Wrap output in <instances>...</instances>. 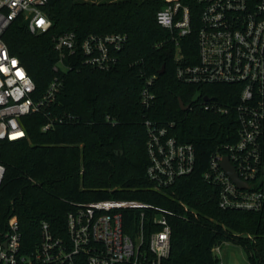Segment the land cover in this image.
I'll list each match as a JSON object with an SVG mask.
<instances>
[{
	"label": "trees",
	"instance_id": "16d2710c",
	"mask_svg": "<svg viewBox=\"0 0 264 264\" xmlns=\"http://www.w3.org/2000/svg\"><path fill=\"white\" fill-rule=\"evenodd\" d=\"M179 1L188 6L192 26L180 41V52L186 63H195L200 6L196 0ZM166 4V0H47L43 11L51 27L46 32L31 33L21 15L7 28L4 40L33 80V98H41L52 81L60 82L55 100L43 112L20 119L24 138L0 139V163L5 167L0 235L8 218L15 216L23 252L35 249L43 222L54 236H65L66 214L75 204L125 199L189 217H168L171 249L162 264H218L212 248L224 242L244 249L248 264H264V205L258 211L223 210L218 188L201 178L210 155L237 140L239 121L234 110H207L200 100L206 94L235 103L237 88L187 84L176 78L178 49L169 31L156 21ZM68 32L75 33L79 45L92 34L121 33L127 40L106 70L84 64L79 46L73 54L65 51L54 70L60 59L54 38ZM148 77L154 78L155 99L144 107L140 92ZM178 98L190 107L181 109ZM50 119L52 126L43 130ZM145 119L160 126L173 121L171 132L195 150L193 171L164 190L154 189L146 176ZM122 217L124 232L134 237L138 211L123 209ZM143 227L147 240L152 228L148 218Z\"/></svg>",
	"mask_w": 264,
	"mask_h": 264
},
{
	"label": "built area",
	"instance_id": "2783aa9c",
	"mask_svg": "<svg viewBox=\"0 0 264 264\" xmlns=\"http://www.w3.org/2000/svg\"><path fill=\"white\" fill-rule=\"evenodd\" d=\"M166 1L168 4L157 12L156 21L169 31L178 49L176 78L194 85H232L238 91L235 103L219 101L206 94L200 100L199 104L207 110L220 113L234 110L239 121L237 140L224 144L221 153L210 155L201 178L218 188L219 208L258 211L264 205V0H196L200 6V26L195 63H186L180 52L181 39L192 32L189 8L179 0ZM46 2L0 0V139L24 138L26 133L20 119L43 112L60 89V82L54 80L41 98L34 99L33 80L4 40L7 28L20 15L27 21L31 33L46 32L51 27L43 11ZM54 39L60 56L54 70L62 64L64 52L73 54L78 46L84 64L106 70L115 64L116 52L124 46L127 37L121 33L92 34L80 45L74 32ZM153 80L148 77L141 89L140 100L144 107L154 102ZM52 120L42 129H50ZM144 124L146 176L154 189L164 190L177 178L193 171L195 150L191 143L180 141L171 132L173 121L160 126L145 119ZM225 156L246 186H237L221 168L220 162ZM4 171L0 163V184ZM129 208L137 210L139 216V228L134 237L123 230L122 210ZM184 211L188 212L186 206ZM171 215L189 218L185 213L137 200L103 199L75 204L66 214V235L54 236L43 222L40 241L28 253L21 247L17 218L10 216L6 230L0 235V264H162L170 255L168 217ZM146 218L152 226L147 240L143 227ZM222 245L212 248L218 264H224L220 255Z\"/></svg>",
	"mask_w": 264,
	"mask_h": 264
},
{
	"label": "rangeland",
	"instance_id": "374dc122",
	"mask_svg": "<svg viewBox=\"0 0 264 264\" xmlns=\"http://www.w3.org/2000/svg\"><path fill=\"white\" fill-rule=\"evenodd\" d=\"M220 255L224 264H248L244 249L233 242L223 244Z\"/></svg>",
	"mask_w": 264,
	"mask_h": 264
},
{
	"label": "water",
	"instance_id": "95a60500",
	"mask_svg": "<svg viewBox=\"0 0 264 264\" xmlns=\"http://www.w3.org/2000/svg\"><path fill=\"white\" fill-rule=\"evenodd\" d=\"M163 71H164V67L162 66V68L159 70V73H163ZM203 98L207 99V96H204ZM178 101L181 109L186 110L190 107V104H184L181 98H178ZM220 166L222 169H224L227 172V174L231 177V179L235 182L237 186L239 187L246 186V184L238 178L234 166L230 163L227 156L223 157V159L220 162Z\"/></svg>",
	"mask_w": 264,
	"mask_h": 264
}]
</instances>
